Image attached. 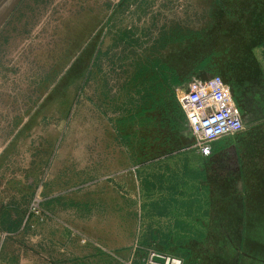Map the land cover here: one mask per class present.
Instances as JSON below:
<instances>
[{"label": "rangeland", "instance_id": "obj_1", "mask_svg": "<svg viewBox=\"0 0 264 264\" xmlns=\"http://www.w3.org/2000/svg\"><path fill=\"white\" fill-rule=\"evenodd\" d=\"M201 59L190 75L222 76L249 122L226 155L262 184L205 193L196 210L132 202L136 171L145 192L154 173L168 194L181 173L168 156L193 149L186 82L166 65ZM263 121L264 0H0V230L13 263L129 264L143 242L185 264H264Z\"/></svg>", "mask_w": 264, "mask_h": 264}, {"label": "crops", "instance_id": "obj_2", "mask_svg": "<svg viewBox=\"0 0 264 264\" xmlns=\"http://www.w3.org/2000/svg\"><path fill=\"white\" fill-rule=\"evenodd\" d=\"M249 128L250 127L248 126L246 130H248ZM246 130L236 135L223 137L214 141L212 153L208 156L201 154L195 149H184L182 151L175 152L174 154L169 155L168 157L172 156L173 158L180 160L179 165L181 166V173L177 174L173 178V182H175L173 187L175 188L172 187V190L170 192L168 191V194L165 191L166 189H163L165 188V185L160 186L157 190H154V185L156 184L154 173H151L147 176L148 183L146 189L147 191L145 192L140 184L138 171H136L135 182L137 184L133 185L132 188L136 194L133 196L132 202H138L141 196V198H143V202L149 203V208H151V205L153 207L154 205H162L163 202H194L193 204H191V206H193L194 208L195 203L197 204V202H204L203 198L205 193H207L208 199L215 200L211 202H216V200L219 198V191L231 188L235 189V184L237 182H239L241 189H252L253 187H257L256 185H261L262 182L259 178L253 177V173H241L238 169H234L232 166L233 159L229 158L226 155L227 152H229V150L232 149L235 145V141L237 140L239 135L241 133H244ZM236 160H238V158H236ZM234 164L236 163L234 162ZM122 199L123 198L120 199V202H122ZM207 202L210 201L207 200ZM197 208L198 204L196 205L195 210ZM158 214L160 215L162 214V212L158 210L157 213H153V216L156 217ZM179 219H181V221H183L186 225L184 229L186 230L185 232L190 233V231L199 229V227H196V225H194L192 221L190 222L185 217H180ZM174 221L175 219L173 220V222H171L173 230L176 229L178 230V232L183 233L178 226H175L176 221L180 220H176L175 222ZM7 240H10V238H8L7 231L0 230V264H46L37 261V255H26L25 260L23 258L21 259V262L13 263L10 259V256L8 255L7 250L5 251ZM173 253L174 255L183 258L180 253Z\"/></svg>", "mask_w": 264, "mask_h": 264}, {"label": "built area", "instance_id": "obj_3", "mask_svg": "<svg viewBox=\"0 0 264 264\" xmlns=\"http://www.w3.org/2000/svg\"><path fill=\"white\" fill-rule=\"evenodd\" d=\"M179 102L186 118L187 131L193 137L191 148L208 156L214 141L236 135L249 126L236 106L230 84L220 75L206 78L192 76L182 89ZM140 243L134 245L129 264H184L182 257L158 250L145 248L138 254Z\"/></svg>", "mask_w": 264, "mask_h": 264}, {"label": "trees", "instance_id": "obj_4", "mask_svg": "<svg viewBox=\"0 0 264 264\" xmlns=\"http://www.w3.org/2000/svg\"><path fill=\"white\" fill-rule=\"evenodd\" d=\"M173 66H168L166 65L167 67H169L171 70H173V72H177V73H182L188 66H189V69H188V72L184 73L183 77H179L178 74L173 77V81L176 85H182L184 84L185 82V85L187 84V82L191 79L192 76H198V75H190L194 70L200 68V67H204L205 66V59H201V60H198V61H191L187 63V67H175V63L172 64ZM190 75V76H189ZM212 76V75H210ZM165 77L167 78V75L165 74ZM200 77V76H198ZM206 77H209V76H204L202 78H206ZM228 82V81H227ZM229 83V82H228ZM230 84V83H229ZM233 95L235 96L234 94V91H233ZM140 248L138 249V254L139 256H142L145 252V248L147 247H152V246H147L145 244H143V242H140ZM136 263H138L136 261Z\"/></svg>", "mask_w": 264, "mask_h": 264}]
</instances>
